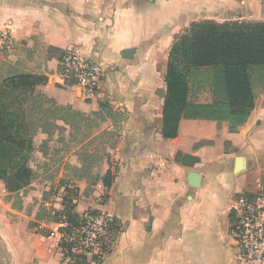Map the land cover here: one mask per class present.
<instances>
[{"label":"crops","instance_id":"0c3cea01","mask_svg":"<svg viewBox=\"0 0 264 264\" xmlns=\"http://www.w3.org/2000/svg\"><path fill=\"white\" fill-rule=\"evenodd\" d=\"M204 20L263 23L264 0H0V31L14 40L0 52V73L7 63L10 73L45 77L34 94L84 116L91 135L54 122L66 142L77 139L84 149L103 132L114 139L105 149L110 164L92 182L79 176L62 187L76 189V214L93 210L116 221L115 245L99 264H238L230 209L240 195L255 194L264 176V88L253 89L254 109L234 131L227 121L183 118L175 139L160 134L162 69L173 37ZM71 48L104 70L91 95L59 78L58 61ZM47 137L38 132L34 141ZM108 170L114 178L106 189ZM47 206L64 208L60 198ZM17 220L9 264H65L54 224L41 222L51 234L42 236Z\"/></svg>","mask_w":264,"mask_h":264},{"label":"trees","instance_id":"16d2710c","mask_svg":"<svg viewBox=\"0 0 264 264\" xmlns=\"http://www.w3.org/2000/svg\"><path fill=\"white\" fill-rule=\"evenodd\" d=\"M199 68L212 71L213 99L210 104L192 105L188 100V78L192 70ZM163 80L165 93L160 134L164 140L177 137L183 118L227 121L230 131H234L254 109V83L264 88V22L217 23L204 20L191 23L173 37ZM45 81L43 76L26 73L0 77V181L7 199L12 201V208L17 211L22 209L20 193L34 178V172L28 167L34 152V137L38 132L50 133L36 130L35 124L28 129L13 104L6 100L10 97L15 99L14 93L26 92L29 94L27 108L31 116L43 113L53 122L62 121L74 133L80 131L81 122L76 119L82 121L84 118L81 113L58 106L41 93L34 94V87ZM54 127L58 126L54 124ZM204 143L207 144L202 142L195 147ZM113 178L114 173L108 170L102 179L106 189L111 186ZM261 186L264 187V176ZM62 201L63 210L55 212L62 217L63 223L57 231L65 237L79 226L81 217L74 212L70 197L63 196ZM52 212V208L42 209L34 219L36 222H55ZM116 230L118 233V227L114 226L113 232ZM40 235L49 236V231ZM58 248L64 257L63 252L69 249V243L62 238ZM73 260V264H86L84 258L74 257Z\"/></svg>","mask_w":264,"mask_h":264},{"label":"rangeland","instance_id":"374dc122","mask_svg":"<svg viewBox=\"0 0 264 264\" xmlns=\"http://www.w3.org/2000/svg\"><path fill=\"white\" fill-rule=\"evenodd\" d=\"M8 66L7 63L1 65L0 75L3 78L15 74L10 73ZM161 69L162 68H160V70ZM164 73L165 68L162 69V76H164ZM188 86V100L190 104L205 105L212 102L213 87L211 69L199 68L192 70L188 78ZM162 88L164 93V80ZM254 88L258 91L259 88L262 87L254 83ZM28 95L29 94L26 92L14 93L13 97H15V99L10 97L6 102L13 104L16 111L21 115L24 125H26L28 129L35 124L36 130L46 131L50 134L46 140L41 141L40 139H36V141H34V152L28 163V167L34 172V178L31 180L29 187L20 193V196H22V209L20 211L12 208V201L7 199V193L4 190L3 183L0 181V264H9L7 256L9 237L11 232H16L14 223L18 221L17 219L20 217V219L25 220L27 230L31 233L41 234L42 232L49 231L45 229V227L39 228L42 223L35 221L34 217L36 213L42 209L51 208L47 205L49 203H56L59 198L63 199V196L75 199V195L77 194L75 188H70L68 191L62 190L64 185H69L67 179L76 180L79 176H86L89 177V182H92L95 175L101 173L102 165L105 161L110 164V158L105 155V149L114 142L113 137L104 132L96 135L89 146L84 149H81V142L77 141V139L66 142L62 137L65 136L62 135L65 130L62 126L56 125L58 127L55 128V123L43 113H39L37 116H31L27 108ZM220 101H223V99L221 98ZM84 120V118L82 121L76 119V121L81 122L80 128H82V131L84 130L86 134L88 132L90 135L93 134V128L91 129L82 124ZM77 149L80 150L79 153L77 152L75 154L72 152L74 150L77 151ZM75 156L76 158H73ZM74 160L81 164V171H76V169H74ZM69 162H72V164ZM83 168L86 170H83ZM89 190L90 189L87 188L85 192H89ZM52 210L56 211L53 208ZM55 222L51 221L47 223L54 224L57 227ZM17 224H19V222H17ZM33 225H36V227H33ZM17 227H20V225ZM16 235L17 234H13L14 237H16ZM5 257L7 260L6 262L3 260Z\"/></svg>","mask_w":264,"mask_h":264},{"label":"built area","instance_id":"2783aa9c","mask_svg":"<svg viewBox=\"0 0 264 264\" xmlns=\"http://www.w3.org/2000/svg\"><path fill=\"white\" fill-rule=\"evenodd\" d=\"M13 44L8 29L1 30L0 52H10ZM58 75L63 84L78 87L91 95L101 87L104 70L71 48L58 61ZM92 211L86 210L80 215L81 222L70 235L63 237L58 233V241L64 238L69 243V249L63 252L65 264H73L74 257L86 259V264L89 260L99 264L112 251L117 236V230L113 232V227L117 228L116 221L109 214ZM230 211V233L237 250V263L264 264V187L260 185L255 194L237 197ZM52 215L56 217L57 230L62 228V217L55 211Z\"/></svg>","mask_w":264,"mask_h":264},{"label":"water","instance_id":"95a60500","mask_svg":"<svg viewBox=\"0 0 264 264\" xmlns=\"http://www.w3.org/2000/svg\"><path fill=\"white\" fill-rule=\"evenodd\" d=\"M188 178L191 186L197 185L198 175L196 173H190Z\"/></svg>","mask_w":264,"mask_h":264}]
</instances>
